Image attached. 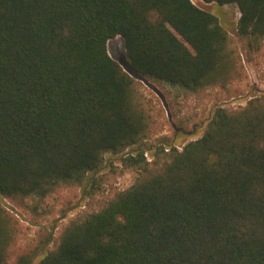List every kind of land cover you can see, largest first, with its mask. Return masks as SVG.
I'll return each mask as SVG.
<instances>
[{
	"label": "trees",
	"instance_id": "16d2710c",
	"mask_svg": "<svg viewBox=\"0 0 264 264\" xmlns=\"http://www.w3.org/2000/svg\"><path fill=\"white\" fill-rule=\"evenodd\" d=\"M201 1L235 5L238 34L260 50L264 0ZM117 36L148 82L197 93L241 77L218 17L191 0H0V197L37 214L107 153L139 173L37 262L38 246L11 250L17 222L0 203V264H264V96L216 107L180 150L141 147L154 119L108 53Z\"/></svg>",
	"mask_w": 264,
	"mask_h": 264
},
{
	"label": "rangeland",
	"instance_id": "374dc122",
	"mask_svg": "<svg viewBox=\"0 0 264 264\" xmlns=\"http://www.w3.org/2000/svg\"><path fill=\"white\" fill-rule=\"evenodd\" d=\"M191 1L218 17L239 55L241 77L230 83L228 90L214 87L197 93H185L177 87L148 82L136 76L126 65L123 39L117 36L109 40L107 50L110 57L137 81L142 102L154 119L152 133L139 144L144 148L166 141L177 149L181 148L183 143L201 136L216 107L243 106L251 96H264V43L258 52L247 49L245 40L237 32L240 17L237 7L233 4L218 6L201 0ZM136 147L126 150L124 154ZM121 158L122 154H105L96 172L89 173L82 184L63 185L47 196L37 214L21 210L0 197V203L17 222L16 242L11 250L17 253L21 249L38 246L34 258V262H37L52 249L61 229L70 220L101 210L117 193L129 188L139 173L135 169L124 168ZM94 179L95 183L92 184Z\"/></svg>",
	"mask_w": 264,
	"mask_h": 264
},
{
	"label": "built area",
	"instance_id": "2783aa9c",
	"mask_svg": "<svg viewBox=\"0 0 264 264\" xmlns=\"http://www.w3.org/2000/svg\"><path fill=\"white\" fill-rule=\"evenodd\" d=\"M180 150V148H178ZM147 159H148V156L146 155ZM150 161V159H148Z\"/></svg>",
	"mask_w": 264,
	"mask_h": 264
}]
</instances>
